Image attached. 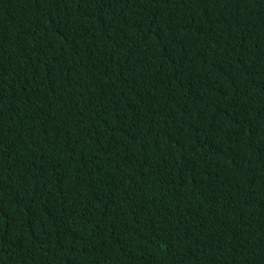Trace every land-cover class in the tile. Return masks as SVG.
Returning <instances> with one entry per match:
<instances>
[{"label": "trees", "instance_id": "trees-1", "mask_svg": "<svg viewBox=\"0 0 264 264\" xmlns=\"http://www.w3.org/2000/svg\"><path fill=\"white\" fill-rule=\"evenodd\" d=\"M0 264H264V0H0Z\"/></svg>", "mask_w": 264, "mask_h": 264}]
</instances>
